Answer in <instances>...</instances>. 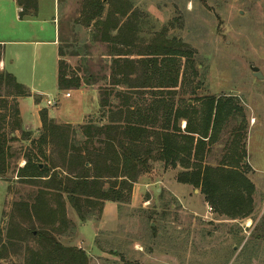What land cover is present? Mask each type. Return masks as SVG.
<instances>
[{
    "label": "rangeland",
    "instance_id": "374dc122",
    "mask_svg": "<svg viewBox=\"0 0 264 264\" xmlns=\"http://www.w3.org/2000/svg\"><path fill=\"white\" fill-rule=\"evenodd\" d=\"M90 1L54 3L66 60L80 76L93 77L84 93L59 89L56 46H40L34 56L32 45H7L8 72L16 70V79L24 80L31 90V69L35 75L41 70L44 85L39 87L43 89L39 107L49 110L65 127L46 129L39 114L38 126V105L31 95L21 99L27 123L18 121L16 98L8 95L9 89H2L0 136L4 139L0 140L11 157L9 170L0 177V264H32L45 242L39 231H47L64 246L85 251L86 264H264V78H257L250 69V64L256 65L264 75V0H102L101 13L94 12ZM39 2L41 15L50 16L53 0ZM121 3L129 4V16L118 13ZM16 4L0 0V38L35 37L27 29L15 34L17 15H21ZM107 13L111 17L118 13L127 22L129 30H123L130 44L102 38V25L94 20H104ZM116 33V29L109 31L110 36ZM166 43L172 44L168 52L174 56L162 61L166 54H159L158 48ZM119 51L130 58V85L138 81L151 53L159 58L158 65L151 64L149 81L154 88L131 94L128 84H118L110 98L114 109L122 101L117 96L122 91L138 105L163 99L173 107L200 112L210 96L233 98L237 108L210 144L204 162L215 169L213 180L221 184L214 200L200 187L178 181L183 169L179 164L166 168L163 162L152 161L150 169L133 183L131 193L124 191V201L93 197L89 201L81 196L82 217L65 193L44 192L41 180L31 183L16 176L29 154H37L47 165H58L56 171L64 173V141L82 144L80 126L100 119V99L106 94L96 87L109 82L112 60L119 57ZM169 70L179 71L173 92L160 87L173 82ZM66 91L71 96L66 97ZM47 98L56 104L47 105ZM85 112L92 114L81 122ZM186 121L179 120L180 133H187ZM43 133L48 139L41 146L44 156L32 143ZM233 171L245 180L226 178ZM216 174L221 178L218 181ZM111 179L103 178L104 188ZM245 181L247 186L240 185Z\"/></svg>",
    "mask_w": 264,
    "mask_h": 264
},
{
    "label": "trees",
    "instance_id": "16d2710c",
    "mask_svg": "<svg viewBox=\"0 0 264 264\" xmlns=\"http://www.w3.org/2000/svg\"><path fill=\"white\" fill-rule=\"evenodd\" d=\"M90 2L89 6L94 8V12L101 13L104 9L102 0H91ZM121 2L125 3V1ZM124 3L118 5L116 9L120 15L129 16L130 6ZM28 9L24 7L22 14L28 12ZM112 13H107L104 20L101 18L94 20V24L102 25L104 34L102 38L130 44V37H127L123 30L125 28L129 30L127 22L119 19L118 13L117 17H111ZM111 29L117 30L116 35H109ZM171 47L172 44L166 43L161 45L160 49L158 48L161 50L159 54H166L162 55L160 60L164 61L168 56L170 58L174 56L168 52ZM119 53V57L112 60L114 68L108 75L109 82L101 87L96 85L98 89L103 88L106 94L100 99V113H102L100 118H103V123L99 118L84 122V125L80 126L84 141L80 145H68V141H64L63 154L67 166L64 173L56 171L59 168L58 165H47L38 159L37 154L33 156L29 154L26 155L23 166L17 168L16 176L20 180L31 183L41 180L45 185L44 192L56 190L59 195L61 192L65 193L72 207L82 217L84 212L80 203L81 196H85L89 201L91 197L100 201H124V191L131 193L133 183L142 173L150 169L152 161L163 162L166 168H175L179 164L183 169L178 173V181L200 187L209 200H214L221 184H216L213 180L215 169L204 162L209 153L210 144L237 108L232 104L233 98L210 96L207 98L204 110L200 112L190 107H173L171 103L163 99L138 105L131 95L122 91L117 93V96L121 95L122 101L115 104L114 109L110 104V98L113 89L118 84H128V89H133L131 94H141L142 90L154 88L149 81L153 71L151 64L158 65L159 58V54L151 53L153 57H148L147 66L138 81L130 85V70L128 69L130 58H127L126 54L121 51ZM67 55L62 47H59V89H82L91 86L94 82L93 77L90 74L80 76L79 73L74 72L75 68L66 60ZM1 56L2 46L0 45V60ZM169 72L173 74L170 76V79H174L173 82L160 85V87H166L172 91L178 83L179 71L169 70ZM3 88L9 89L8 95L16 98L14 111L19 121L18 98L28 96L30 92L17 81L12 73L0 70V97ZM39 115L46 129L54 131V129L65 127L49 118L46 109H41ZM181 118L187 120L185 126L187 133H180L178 122ZM65 125L75 130L74 126ZM46 140H48L47 133H43L37 141H32L39 146L43 156L41 146L47 142ZM243 153L245 154L244 150L241 154L239 153V158H242ZM10 157L8 147H5L0 140V177L9 170ZM215 176H217L216 181L221 179L219 174ZM221 176L226 177L224 174ZM228 176L226 178H234L235 181L238 178L245 180L239 171H233ZM103 178H112L106 188L102 182ZM241 184L247 186L246 181ZM249 185L251 188V184ZM38 233L45 242H42L40 251L36 253L32 264H86L87 256L82 249L62 245L47 231Z\"/></svg>",
    "mask_w": 264,
    "mask_h": 264
},
{
    "label": "crops",
    "instance_id": "0c3cea01",
    "mask_svg": "<svg viewBox=\"0 0 264 264\" xmlns=\"http://www.w3.org/2000/svg\"><path fill=\"white\" fill-rule=\"evenodd\" d=\"M15 2H17V6L16 9L18 10L19 13H21V15H17V19H16V23L14 26V32L15 34L20 33L22 35V30L23 29H27L29 31L30 36H35V37H30V38H0V45L2 46V56H1V60H0V70H4V71H9L7 70V61L5 59V51L7 49V45H32V49H33V54L34 56L36 54H38V50L40 48V46H44V45H54L56 46L55 52H56V61H57V75H56V80H57V85H58V60L60 58L59 56V47H60V27H59V16H57L55 14V4L57 2V0H53V4H54V10L53 12L50 14V16H42L41 15V3L39 2V0H21V2H19V0H15ZM28 7V12H24V14H22V10L23 8ZM54 13V15H52ZM13 27H10V29H12ZM17 53L15 54V58L14 61L16 60L17 57ZM41 70L38 71V75L34 74V67L31 69V74H30V84H31V90L28 88V86L25 85V81H18L20 83H22L30 92V95L34 97L35 103H37L38 108H37V118L36 123L38 126H40V123L38 122L39 118V111L42 109L41 107H39V96L42 97V93H43V89L39 88L41 86H43L44 84H41V82L43 81V77L40 75ZM11 73L17 77L18 72H16V70L12 71ZM81 92H85L87 90V88H82L80 89ZM97 92V97L99 99V91L97 89H95ZM67 92V91H66ZM66 92H65V96H66ZM33 94V95H32ZM71 96V94L69 95ZM66 96V97H69ZM25 97V96H24ZM21 99L22 97L18 98V109H19V116L20 119H22L25 123H27L25 121L23 112L21 110ZM98 109V108H97ZM92 114L91 112H85L83 114L82 117V121L89 115ZM48 115L49 118H51L52 120L55 121V117L54 115H52V113L48 110ZM100 120H102L101 123H103V118H100ZM56 123H58L57 121H55ZM80 122V123H81ZM187 123V121H186ZM60 124V123H59ZM21 166H23V164H21Z\"/></svg>",
    "mask_w": 264,
    "mask_h": 264
},
{
    "label": "water",
    "instance_id": "95a60500",
    "mask_svg": "<svg viewBox=\"0 0 264 264\" xmlns=\"http://www.w3.org/2000/svg\"><path fill=\"white\" fill-rule=\"evenodd\" d=\"M250 69L252 70L253 74L259 78V79H263L264 75L263 73L260 71L259 67L253 64H250Z\"/></svg>",
    "mask_w": 264,
    "mask_h": 264
},
{
    "label": "built area",
    "instance_id": "2783aa9c",
    "mask_svg": "<svg viewBox=\"0 0 264 264\" xmlns=\"http://www.w3.org/2000/svg\"><path fill=\"white\" fill-rule=\"evenodd\" d=\"M69 95H70V92L67 91V92H66V96H69ZM46 104H47V105H55V104H56V101H55V100H52V99H50V98H47V99H46Z\"/></svg>",
    "mask_w": 264,
    "mask_h": 264
}]
</instances>
